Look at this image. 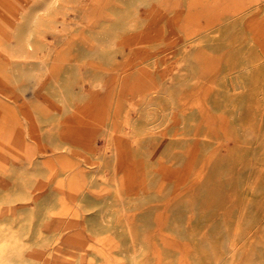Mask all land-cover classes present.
I'll return each instance as SVG.
<instances>
[{"label":"rangeland","instance_id":"obj_1","mask_svg":"<svg viewBox=\"0 0 264 264\" xmlns=\"http://www.w3.org/2000/svg\"><path fill=\"white\" fill-rule=\"evenodd\" d=\"M0 264H264V0H0Z\"/></svg>","mask_w":264,"mask_h":264},{"label":"bare ground","instance_id":"obj_2","mask_svg":"<svg viewBox=\"0 0 264 264\" xmlns=\"http://www.w3.org/2000/svg\"><path fill=\"white\" fill-rule=\"evenodd\" d=\"M28 45H29V44H28ZM16 56H18V57H20V58H29V54L26 53V52H23V51L17 53ZM13 57H14V56H13ZM52 149H53V148H52ZM51 153H52V152H51ZM83 237H84V236H83Z\"/></svg>","mask_w":264,"mask_h":264}]
</instances>
